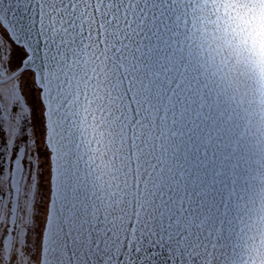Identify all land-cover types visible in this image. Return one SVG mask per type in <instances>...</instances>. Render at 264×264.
Instances as JSON below:
<instances>
[{"label":"snow or ice","instance_id":"snow-or-ice-1","mask_svg":"<svg viewBox=\"0 0 264 264\" xmlns=\"http://www.w3.org/2000/svg\"><path fill=\"white\" fill-rule=\"evenodd\" d=\"M0 264H264V0H0Z\"/></svg>","mask_w":264,"mask_h":264}]
</instances>
